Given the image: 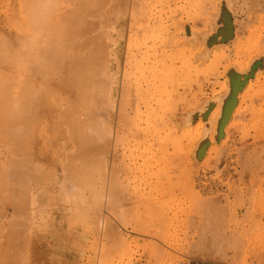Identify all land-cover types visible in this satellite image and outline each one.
Wrapping results in <instances>:
<instances>
[{
    "label": "rangeland",
    "instance_id": "obj_1",
    "mask_svg": "<svg viewBox=\"0 0 264 264\" xmlns=\"http://www.w3.org/2000/svg\"><path fill=\"white\" fill-rule=\"evenodd\" d=\"M36 1L41 2V0ZM51 1L48 0L50 3ZM56 1L55 5L54 2L53 5L47 3L48 6L52 5L53 11L55 10L54 20L60 10L59 7L67 5L64 0ZM34 2L0 0V127L6 125L4 128L8 131L12 128L8 129V125L13 126L15 123L11 122L14 119L13 115L11 120V113H19L14 109L19 101L14 102L16 95L13 92L16 83L19 87L18 80L22 76L20 74L25 72L23 70L21 73L19 62L21 61L22 64V61L28 58V47L34 35V29L29 28L33 16L30 18L27 13L32 14L30 10L33 8L30 6ZM43 2V6L47 5L45 1L41 3ZM125 2L127 3L125 6L123 4L115 6L113 24L117 25V22H120L124 25L122 26L124 30L118 48L115 50L114 46L109 47L113 63L107 62L109 69L113 70L110 133L112 143L110 149L108 148L111 152L107 157L108 167L111 166L109 169L117 170L115 173L117 172L118 178L116 182L113 175L111 176L114 180L112 184L116 182L114 184L116 186L111 187V196L114 203H120L116 205L112 202V205H116L110 206L113 210L107 206L105 200L107 198L108 201L109 198L108 189L101 188L105 173L94 170L96 163L98 167L104 161L98 160L100 156L95 155L97 157L92 160L95 167L91 165L94 168H91L93 171L89 174L93 179L97 176L99 179L95 181L87 175L91 180L85 179L87 185L85 183L81 185L82 187L85 185V192L84 188L75 186L67 190L68 193L62 194L65 198L59 193V202L52 194L46 198V204H42L39 210L37 209L38 217L32 219V221L36 220L34 222L37 224L31 222L29 225L32 227L28 226L30 230L27 236L32 238L29 243L33 242L37 245L32 244L31 247V244H28L32 250L28 246L27 248L32 255L29 251L30 256L26 255V261L23 262L21 257L20 263L264 264V260L260 258L264 259V181L256 184L252 199L248 201L246 194L251 180L250 172L245 170L242 162L246 154V157L249 155L248 158L255 160L260 153H264V105L260 102L264 99V0H127ZM17 29L23 32L21 35L23 34L22 37L25 39L20 37ZM25 68L27 69V66ZM15 77L17 78L13 80ZM12 80L16 81L13 82L14 85L10 83ZM7 82H9L7 86L13 85L10 86L12 90L9 87L5 89ZM51 94H54L51 100L55 97V100H58L57 93ZM50 95H48L49 99ZM49 102L51 105L53 100ZM33 112L38 113L39 110ZM46 114L42 113L41 116L40 113L38 118L40 120L35 122L36 126L28 125L32 129L31 133L33 132L38 139L40 133L44 139L45 136L47 138V134L51 133L50 128L60 121L57 117L54 118L55 121L49 116L45 118ZM104 120L103 125L106 130L105 126L108 129L109 120L106 121L105 117ZM49 121L54 124H49ZM44 122H47L46 125ZM41 123H44L45 133L40 132L43 131ZM59 123L58 126H61L62 121ZM40 126L41 130L38 131ZM32 127L38 129L34 130ZM37 131L40 133L38 134ZM55 131L60 130L56 128ZM107 131L109 132V129ZM4 134L0 137H4ZM4 138H0V179L3 180H0V184L4 187L7 184L10 189H7L6 185L5 190L0 185V222L3 218L0 231L1 228L4 230L6 225V231L11 226L13 230L14 225L11 223L15 217L10 214L11 208L14 211V204L13 207L11 204L15 201L14 190L11 189L14 181L13 178L12 181L9 179L14 169V165L10 163L13 161L12 153H8L11 151L9 148L12 149V142L9 143ZM103 141L105 142L101 141L102 144L99 141L100 146L104 144L105 146L107 144L106 147L110 146V144L108 146V142H111L109 139ZM114 151L117 155L113 158ZM161 163L169 164L167 169L169 174L172 173L171 175L167 173V169L159 171ZM170 165L176 167L172 169ZM161 166L163 168V165ZM161 170L166 173L159 175L162 173ZM10 171L11 175L8 173ZM3 174L7 177L5 178ZM165 174L172 178L167 180ZM87 176L85 175V178ZM117 183L120 184V188ZM152 183L154 186L151 185ZM78 187L80 192L77 191ZM154 187L156 191L158 188L157 192L162 190L163 192H154ZM117 188L121 189L119 191V195L122 192L121 196L117 195ZM102 189L106 191L102 193ZM97 190L102 195L105 193V200L101 198L103 208L99 206V202L96 205ZM76 193L85 197L75 196ZM65 194H67V203H64ZM117 196H126L130 201L129 205L124 206L120 200H116ZM61 198L64 199L60 200ZM83 199L87 201L84 202ZM79 200H82L81 203ZM78 203L81 207L77 206ZM82 206H85L84 210ZM216 207L223 213L217 212L220 214L217 215ZM204 211L209 212L211 218L214 211V214L221 216L220 219L224 216V220L227 221L223 222L225 226L223 228H228L227 235L236 234V240L232 241L235 246L227 253V260L224 263L202 259L199 256L196 258L191 253L192 247L197 248L196 245L199 243L201 224H203L201 220L206 215L203 214ZM215 217L212 221L218 218L220 222L219 217L216 219ZM252 217L257 223L250 227L248 222L253 220ZM207 219L210 222L208 216ZM203 221L205 223V220ZM211 222L210 228L215 226ZM206 225L205 223L203 230ZM32 228H35L34 231L31 230ZM8 232L10 231L5 234L9 235ZM0 234L4 236L5 241L9 239L4 233L0 232ZM9 241L7 243L10 244ZM4 243L3 241L2 244ZM5 245L7 244L3 246ZM5 250H0V256L4 257L3 254L9 253L6 251L10 249ZM9 256L6 258L9 259ZM0 264L9 263L0 260ZM10 264L16 263L12 261Z\"/></svg>",
    "mask_w": 264,
    "mask_h": 264
},
{
    "label": "bare ground",
    "instance_id": "obj_2",
    "mask_svg": "<svg viewBox=\"0 0 264 264\" xmlns=\"http://www.w3.org/2000/svg\"><path fill=\"white\" fill-rule=\"evenodd\" d=\"M34 1L32 0V2H34V3L31 4V6H30V8H33L32 10H30V11H32V14L30 15V12H27V13H29L28 15L30 16V18L33 16L32 17L33 20L31 22L29 21L31 23V24H29V26L31 25L33 28H31V26L29 28L31 30L34 29V35L32 36L31 44L28 47L29 48L28 58L25 61H22V64H21L20 60H19L20 62L17 60L19 62V65H20L19 69L21 70V73L23 72V70H25L24 74H20L22 76H20V79L18 80L19 87H18V83H16L15 84L16 88L14 90L15 92H13V94L16 95V98L15 99L13 98L15 100L14 102L16 103L17 101H19V104L15 105V103H14V105H15L14 109H15V112L19 111V113H16V114L11 113L12 114L11 120L14 118L11 122H13V123L15 122L13 124V126H11L12 125L11 122H10L11 125L10 126L8 125V129L10 127H12L9 130V131H11V133L6 128H4V127H6V125L3 126L5 123L2 125L3 128L0 127L2 129V130L0 129V131L3 132V130H4V133L8 132L7 135H5L6 133L4 134V133L0 132L1 133L0 135L4 134V137L8 136L9 138H6V137L5 138L7 139V141L9 143L11 141L13 144V145L11 144L12 149L9 148L8 146H6V148L8 147L11 150L8 153H12V157L10 155L9 156L12 158L13 161L11 159H8V160H11L12 162H10V163H12L14 165L13 166L14 169H12L13 170L12 173H11V171L8 172L9 174L10 173L12 174V177H10L9 179L13 178L14 183H12L13 187H11V186L10 187H11V189L14 190V195H15V196L13 195L15 201L12 200V202L14 201V203L11 204V207H13L12 205L14 204V207H13L14 211L11 208L12 211L10 213L11 215L12 214L15 215V217H14L15 219L14 218L12 219L13 222L11 220L12 223L9 220L8 221L14 225V228L12 230L11 229L12 226L11 227L8 226V227H10L8 229L10 231V232H8V233H10L9 235L5 234V232L8 231V230L6 231L7 225L4 226L5 227L4 230L1 228L2 231H0V232L4 233L5 236H8L9 237L8 240H10L9 241L10 244H9V243H7L8 240L5 241L3 238L4 236L2 237V235L0 234L2 237V238L0 237V240L3 239V241L5 242L4 244H7L4 247L3 246L4 244H2L3 241L1 240L2 243H0V250H5L6 248L7 249L9 248L11 250V251L10 250L6 251L7 250L6 249L5 251L9 252V253L3 254L5 258L6 257L8 258L9 254H10L9 259H7V258L5 259L3 256H0V260H4L5 263L8 262L9 264L12 261L16 264H17V262H19L18 264H21L20 258L21 257L23 258L22 259V262H23V260L26 259L25 256L29 255V251L31 248L29 247L30 245L28 246V244H31V247L35 244L37 245V243H35V244H33V242L29 243V241H32V238L30 239L27 236V232L30 230V228L28 226H31V225H29V224H31V222L33 224L36 222V220L32 221V219H35L36 217H38L37 212H39L38 211L39 206H41L42 204H46L45 202L47 201L46 200L47 197L49 198L50 195L52 194V196L55 198V200L57 199L56 201L59 202V193L61 194V197H64V195L62 196V194L64 192H66L67 190L73 189L75 186H80L81 188H84L83 189L84 192L86 191V189L84 187L85 185L83 187L81 185L83 183L86 184L87 180H91L89 178V176L91 174H89V173H90V171H93V169H91L94 166V164L92 163V160H95V158L97 156H100L98 158V160L103 159L104 163L102 162L103 165H102V163H101V165H102L104 170L103 169L101 170L100 164H99L100 166L97 167V163L95 161H93L96 163L95 166L97 167V169H96V167L94 166L95 167L94 170H96L97 172H98V170H100V171H103V174L105 173L104 178H103V180H104L103 187H101V188L108 189L107 193L109 196H107V194H106V196L109 198L107 201V198L104 197L105 193L102 195V193L105 189H102V191H101L102 193L99 192V190H97L98 197L95 195L96 196L95 198H97L98 200L94 198L96 201V205L99 202V204H100L99 206H102L101 200L104 198H106V200L105 199L104 200L108 203V204L106 203L107 206L110 207L112 205L111 203L112 202L114 203L113 197L111 196L112 195L111 194V192H112L111 187H112V185L116 184V182L118 180L117 172L115 173V171H117V170L113 171V170L109 169L111 166L108 167V157H107L109 155V153L111 152V151H109V149H110L111 143H112V141H111L112 138H111L110 133L112 131V121H111L112 117L111 116H112V107H113V104L111 101V92L113 90V89H111L112 88L111 75H112L113 70L111 68L109 69V66H108L109 64L107 65V62H110L111 64L113 63V61H112L113 58H111V55L109 54V47L114 46L115 50L118 48L120 40L123 36L122 32L124 30V28L122 27L124 25L121 24L120 22H117V25L113 24V23H115L114 20L112 21L113 13H114V11H116L115 6L117 4H123L125 6L127 4L125 1H127V0H69V1L67 0L68 2H65V0L64 1L61 0L65 4L67 3V5H65L63 7L62 6L59 7L60 10L56 14L55 20H54L55 10L53 11L51 6L53 5V2L55 5L56 2L58 3V1H56V0L51 1L50 0L52 3L51 6H48L47 3H49V5L51 4L50 2H48V0L47 1L41 0V2L45 1V4H47L45 6H43L44 2L41 3V2H37L36 0H34ZM61 1H59V2H61ZM8 2H10V1H8ZM26 3H29V2H26ZM35 4H36V6H35ZM39 4H41V5H39ZM59 5H61V4H59ZM10 6H12V5H10ZM26 6H27V4H26ZM27 11H29V10H27ZM22 27H23V25H22ZM18 29H20V28H18ZM18 29H17V31H18ZM104 30H105V32H104ZM21 33H23V32H19L18 34L21 35ZM24 33H27V32L24 31ZM30 34H33V32H30ZM20 35H18V36H20ZM22 35L20 37H22ZM24 36H25V34H24ZM22 38H24V37H22ZM22 38H20V40ZM20 55H22V54H20ZM5 59H7V58H5ZM13 60H15V59H13ZM10 64L12 65V63H10ZM26 66H27V69L25 68ZM2 71L3 70H1V72ZM17 72H19V71H17ZM1 74H3V73H1ZM9 78L12 79L11 77H9ZM16 78L17 77L13 78V80ZM18 78H19V76H18ZM3 80H2V83H3ZM13 80L10 83L16 82ZM8 83L9 82H7V84L5 83V89H6V87H9L11 89V87L14 85V83H13V85L12 86L10 85L11 86L10 87V86H7ZM8 89L6 92L7 94H8ZM17 91H18V93H17ZM53 92L57 93V95H58L59 101L55 100L56 97H55V99H52L53 102L55 100L56 104H55V102L53 103L51 100V98L54 97V94L53 95L51 94ZM2 94H4V93H2ZM10 94L13 95L12 93H10ZM15 95H14V97H15ZM48 95H50V99H49ZM46 98L49 99L53 104L51 103V105H50L49 100H47ZM46 100L49 103L46 102ZM263 101H264V99H263ZM263 101L260 100V102H262V104L264 105ZM9 103H10V101H9ZM18 105H19V107H17ZM103 105H104V108H102ZM35 106H36V108H34ZM38 106H41V107H38ZM227 106H228V104H227ZM16 108H19V109H16ZM32 108H33V110H32ZM0 110H1V107H0ZM34 110L36 112H38V110H39V112L35 113V112H33ZM40 113H41V116H42V113H44V114L47 113L46 114L47 117H45V118H48V116H49V118H53V119L55 117H57L58 120L62 121L61 126H58V123L60 121L56 122V125L54 124V122H50V121L48 122L49 124L50 123L54 124L53 125L54 127L50 128L51 133H48L47 134L48 137L46 138V136H45V139L40 132L46 131L45 128L43 129V124L45 123V125H46L47 122L41 123L42 128H41V126L39 127V129L37 128L38 131L43 129V131H40V132L37 131L38 134L39 133L41 134V135L39 134L40 139L36 138L34 136L33 132L31 133L32 129H30V127H28V125H32V126L37 125L36 123L38 121H36V120H40V119H38ZM1 114H3V113H1ZM2 116H3V120H4L5 114ZM12 116H13V118H12ZM104 117L106 118V121L109 120L108 121L109 124H107L108 129H109V132L107 131L108 135L106 134L107 133L106 130H108V129L105 126V128H106V130H105L104 125H103V123L105 121ZM9 119H10V117H9ZM9 119H8V121H9ZM8 121L6 124H8ZM44 121H46V120H44ZM47 121H48V119H47ZM54 121H55V119H54ZM31 122H32V124H31ZM261 123H263V122L261 121ZM260 126H261V124H260ZM59 127H61V128H59ZM56 128L60 130V131H57L58 132L57 135L55 134ZM33 129L37 130L36 128H33ZM5 130H7V131H5ZM14 130H16V131H14ZM12 131H14L13 134H12ZM9 134H11V135H9ZM49 134H50V136H49ZM51 134H52V136H51ZM106 135H107V138L109 136L108 139L111 141V142H108V146H109V144H110V146L106 147L107 144L105 146V144L103 143L104 145H101L102 146L101 147L99 145V141H100V144H102L101 141L105 142L103 140L107 141L108 139L106 138ZM40 136L43 137V139ZM4 137L1 136L0 138H4ZM6 139H5V141H6ZM41 139H42V141H40ZM99 139H101V140H99ZM104 146H105V148H104ZM163 151H164V153H166L165 150H163ZM95 155H97V156H95ZM115 155H117L116 151H114L112 157L114 158ZM243 155H244V153H243ZM246 155L244 156L245 159H244V157L242 158V160L244 159V161H242V162L244 163L245 170H247L248 173L250 172L249 176H250L251 180L249 182L250 184H249V187L247 189L246 197L248 195L247 199H248V201H251L252 196H253L252 195L253 188H255L256 184H258L259 182L264 181V153H260L259 156L255 160L248 158L249 155L246 157ZM109 161H110V158H109ZM1 162H2V160H1ZM91 165H93V166H91ZM161 165H163V168ZM161 165H160L161 168H159V171H160V169L166 170L169 166L168 163L167 164L161 163ZM1 166H3V165H1ZM173 167H176V165ZM173 167L171 166L170 168L173 169ZM98 168H100V169H98ZM113 168L117 169L116 167H113ZM168 169H167V173L169 174ZM96 171H94V172H96ZM109 171L112 174H110ZM171 171H173V170H171ZM161 172L162 173L159 175H164L163 172L166 173V171H163V170H161ZM8 173H6L7 176L9 175ZM4 174H3V176H4ZM97 174H99V173H97ZM171 174H169V175H171ZM85 175L86 176L89 175V176H87L85 178ZM99 175H101V174H99ZM112 175L116 181V182H114V184H112L114 181L113 178L111 177ZM169 175L166 176V174H165V176L167 177V180L170 179V177H171V176L168 177ZM245 176H244V178H245ZM97 177H99V176H97ZM97 177H95V178H97ZM0 178H1V176H0ZM91 178H92V180H95V181L99 179V178L93 179V176ZM161 178H162V176H161ZM85 179H87V180L84 181ZM159 180H160V178H159ZM159 180H158V182H159ZM1 181H3V180H1ZM8 181H7V183H8ZM11 181H12V179H11ZM101 181H99V183ZM148 184H150V183H148ZM3 185H5V184H3ZM6 185H5V187H6ZM117 185H118V187L120 186L119 183H117ZM151 185H153V183ZM156 185H157V182H156ZM90 186L93 187L92 185H90ZM114 186H116V185H114ZM114 186H113V188H115ZM2 187L5 189L4 186H2ZM163 187H164V185H163ZM6 188L10 189L8 187V185ZM88 188H89V186H88ZM79 189L80 188L78 187V190H77L78 192H80ZM109 189H110V191H109ZM154 189H155L154 192L158 191V188H157V191H156V187H154ZM168 189H169V187H168ZM117 190H118L117 195H119V191H121V189L117 188ZM164 190H165V188H164ZM72 192H74V191H72ZM72 192H70V193L72 194ZM144 192H143V195H144ZM159 192L162 193L163 190L159 191ZM159 192H157V193H159ZM5 193H6V191H5ZM66 193H68V192H66ZM114 193H115V191H114ZM149 193H152V192L149 191ZM168 193H170V191ZM92 194H93V192H92ZM99 194L102 196H100ZM121 194H122V192L120 193L119 196H121ZM79 195H77V193H76L75 196H79ZM65 196H66V199H65L64 203L67 201V194H65ZM80 196L85 197V195H80ZM114 196H116V195H114ZM119 196H117L118 199H116V200H120L121 203L124 204V206H126V205L128 206L130 203V201H128V198L126 196L125 197L124 196L119 197ZM5 197H7V196L5 195ZM99 197H100V199H99ZM117 197H115V198H117ZM153 197H155V196H153ZM63 199L61 198L60 200H63ZM86 199H88L87 196H86ZM86 199H85V201H87ZM69 200H72V199H69ZM73 200H75V198ZM81 201L79 200L80 203H81ZM83 201H84V199H83ZM93 202H94V200H93ZM55 203H57V202H55ZM60 203H62V202H60ZM72 203H74V202H72ZM80 203H78L77 206H79ZM94 203H93V205H95ZM116 203L119 204L120 202L119 203L115 202L114 204H116ZM49 204H50V202H49ZM86 205H87V202H86ZM116 205H114V206H116ZM120 205H118V206H120ZM103 206H104V204H103ZM103 206H102V208H103ZM154 206H155V204H154ZM44 207H45V205H44ZM79 207H81V205ZM79 207H78V209H79ZM82 207H84V208H82L84 210L85 206H82ZM99 208H101V207H99ZM110 208L112 209L113 207H110ZM120 208L121 207H118V209H120ZM3 209H5V208H3ZM3 209H1V210H3ZM105 209H106V207H105ZM111 209H109V210H111ZM216 209H217V207L215 208L216 212L215 211L214 212L217 215L219 213H223L222 211L219 212L220 210L217 209L218 210L217 211ZM69 210H70V208H69ZM112 210H111V212H112ZM114 210H115V208H114ZM78 211H81V210H78ZM214 212L212 214V218H211L210 214H208L209 212L204 211L203 214L204 215L208 214L207 216L211 222L212 219L216 215V214H214ZM217 212H219V213H217ZM84 214H86V213H84ZM11 215L10 216L7 215V216L12 218L13 216H11ZM97 215H98V212H97ZM217 215H216V217H219ZM221 215L223 216V214H221ZM7 216H6V218H8ZM205 216H203L204 218H202V220H201L203 222V224H201L202 225V231H200V234H199V240H198L199 243L197 242L198 243L196 245L197 248L195 246H194L195 248L192 247L191 253L193 254V257L195 255L196 258L199 256L202 259H208V260L212 259L216 262L224 263L225 260H227V258H226L227 253L230 251L231 248H234V246H235L234 244H232V241L236 240V234L231 233V235H229V236L227 235L228 228H226V229L223 228V227H225V226H223V224H224L223 222L227 221V220H224V218H225L224 216L222 217L223 219H220L221 216L219 217L220 222L218 221V218L216 219V217H215V219L218 221V223L216 220H215L216 222L212 221L211 223L213 225L215 224V226L214 227L212 226V228H210L211 227L210 222H208L207 216H206V218H205ZM96 218H97V216H96ZM2 219L3 218H1L0 225L3 221ZM252 219L253 220H251L250 223L248 222V225L250 224V227H252L253 225H255L257 223V221H256V219H254V217H252ZM203 220H205V223L207 224L205 230H203V228L205 227V223ZM98 221H100V219ZM4 222H6V221H4ZM208 223H209V225H208ZM11 224H8V225H11ZM35 224H37V223H35ZM225 224L227 226V223H225ZM2 225H3V223H2ZM207 226L209 227L208 229H207ZM1 227H3V226H1ZM27 228H29V229L27 230ZM33 229H35V228H32L31 230H33ZM221 229H224V231H222ZM36 231H37V229H36ZM34 233H36V232H34ZM28 234H30V233H28ZM37 235H38V233H37ZM36 237H38V236H36ZM195 244L193 243V245H195ZM27 246L30 249H28ZM3 248H5V249H3ZM33 248H35V247H33ZM37 249H38V251H40L39 248H37ZM194 250H196L195 254L193 252ZM27 251H28V254H26ZM2 252H1V254H2ZM10 252L13 254H11ZM33 253H34V251H33ZM30 254L32 255L31 251H30ZM193 257H192V259H193ZM260 258L262 260H264L262 257H260ZM189 261H190V259H189ZM201 261L202 260H200V262Z\"/></svg>",
    "mask_w": 264,
    "mask_h": 264
}]
</instances>
